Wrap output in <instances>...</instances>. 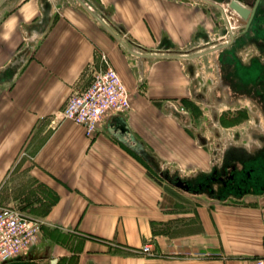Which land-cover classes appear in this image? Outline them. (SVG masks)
<instances>
[{
	"label": "crops",
	"instance_id": "obj_1",
	"mask_svg": "<svg viewBox=\"0 0 264 264\" xmlns=\"http://www.w3.org/2000/svg\"><path fill=\"white\" fill-rule=\"evenodd\" d=\"M81 1L0 7V204L41 222L14 264H248L264 249V188L228 199L188 192L137 150L184 176L210 169L168 103L179 107L190 91L192 62L178 54L196 45L205 10ZM102 56L130 93L129 110L113 113L128 131L105 116L88 137L56 112L105 68Z\"/></svg>",
	"mask_w": 264,
	"mask_h": 264
},
{
	"label": "flooded vegetation",
	"instance_id": "obj_2",
	"mask_svg": "<svg viewBox=\"0 0 264 264\" xmlns=\"http://www.w3.org/2000/svg\"><path fill=\"white\" fill-rule=\"evenodd\" d=\"M202 1L221 12L225 32L218 38L217 43L197 56L190 55L188 50L178 55L192 62L200 55L217 53V67L222 70L220 81L232 92L233 96L229 97L234 98L229 103L232 107L240 108V102L245 101L250 109L254 108L256 123L261 125L264 122V0ZM231 1L244 8V15L230 6ZM8 2L9 0H0V7ZM194 41L202 42L201 35L194 37ZM209 42L210 39L205 40V43ZM170 47L174 46L170 44ZM225 92L221 95L223 100L228 98ZM174 107L180 113L186 112L180 107ZM116 115L119 114L107 116L112 128L115 132H127L123 116L119 115L124 120L125 129L120 126ZM248 139L253 140L254 145H250L248 141L243 144L224 145L217 159H212L207 172H197L190 176H177V173L170 172L166 167L158 166L141 147L138 146L137 150L151 167L157 168L155 170L160 176L182 190L228 199L264 188V130L249 134Z\"/></svg>",
	"mask_w": 264,
	"mask_h": 264
},
{
	"label": "rangeland",
	"instance_id": "obj_3",
	"mask_svg": "<svg viewBox=\"0 0 264 264\" xmlns=\"http://www.w3.org/2000/svg\"><path fill=\"white\" fill-rule=\"evenodd\" d=\"M184 1L201 7L207 14L206 23L200 31L202 42H196V45L189 47L187 51L190 55L197 56L204 50H208L212 44L218 42V38L225 32L223 19L221 12L209 3L202 0ZM204 39H210V42L205 43ZM216 54L200 55L195 62L192 61V65L190 64L193 74L190 91L181 100L179 106L186 112L176 111L174 109L175 104L168 102L170 108L173 109L171 112L177 113V115L182 114L180 116H182L184 123L188 124L193 134L198 137L203 147L208 151L210 166L212 159H217L224 145L243 144L247 141L251 145L254 141L248 139L249 134L264 130V122H261V125L256 123L255 110L245 105V101L240 102L242 105L240 108L232 107L229 103L234 101V98L229 97L233 94H231L232 92L229 91L227 85L220 81L222 70L217 67L216 60L218 57ZM223 91H226L225 94L228 95L227 100L221 99ZM176 175L183 176L184 174L177 173ZM14 261L15 259L11 258L3 264H14Z\"/></svg>",
	"mask_w": 264,
	"mask_h": 264
},
{
	"label": "built area",
	"instance_id": "obj_4",
	"mask_svg": "<svg viewBox=\"0 0 264 264\" xmlns=\"http://www.w3.org/2000/svg\"><path fill=\"white\" fill-rule=\"evenodd\" d=\"M106 63L96 71L89 85L69 95L65 105L56 112L60 121L70 120L83 127L91 137L100 121L113 113L130 108V93L117 71ZM41 222L33 219L16 207L0 205V264L25 252L38 239ZM141 250L151 252V244L145 243ZM248 264H264V249L250 258Z\"/></svg>",
	"mask_w": 264,
	"mask_h": 264
},
{
	"label": "water",
	"instance_id": "obj_5",
	"mask_svg": "<svg viewBox=\"0 0 264 264\" xmlns=\"http://www.w3.org/2000/svg\"><path fill=\"white\" fill-rule=\"evenodd\" d=\"M80 3H82L84 6L85 4L80 0ZM230 6L233 7L234 9H236L238 12H240L242 15L243 12H244V8H242L239 4H237L235 1H231L230 2ZM97 17V16H96ZM100 22L101 20L99 18H97ZM102 23V22H101ZM116 118L118 119L119 123H120V126L123 127V129H125L124 125V120L119 116V115H116Z\"/></svg>",
	"mask_w": 264,
	"mask_h": 264
}]
</instances>
